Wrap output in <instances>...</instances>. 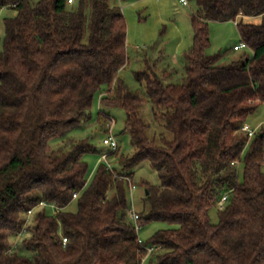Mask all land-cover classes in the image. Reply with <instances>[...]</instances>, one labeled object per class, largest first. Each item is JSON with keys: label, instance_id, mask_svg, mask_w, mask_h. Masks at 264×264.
Wrapping results in <instances>:
<instances>
[{"label": "trees", "instance_id": "1", "mask_svg": "<svg viewBox=\"0 0 264 264\" xmlns=\"http://www.w3.org/2000/svg\"><path fill=\"white\" fill-rule=\"evenodd\" d=\"M196 2L182 82L167 84L171 73L146 59L136 73L142 90L133 92L119 77L128 62L120 7L0 0V12H15L0 48V264H143L125 178L133 183L131 170L145 161L161 184H142L138 224L172 226L145 243L155 249L151 264H264V131L251 140L242 131L264 102V0ZM252 16L262 23L237 22ZM211 21L235 22L253 55L218 65L228 51L207 54ZM96 96L125 111L135 154L120 158L123 172L101 163L88 181L84 156L95 149L70 134L93 121ZM145 103L161 123L159 139L140 117ZM110 119L100 111L97 122L107 131ZM73 201L77 210L67 211ZM20 237L29 255L12 247Z\"/></svg>", "mask_w": 264, "mask_h": 264}, {"label": "rangeland", "instance_id": "2", "mask_svg": "<svg viewBox=\"0 0 264 264\" xmlns=\"http://www.w3.org/2000/svg\"><path fill=\"white\" fill-rule=\"evenodd\" d=\"M28 1L34 6L39 2V0ZM188 2L189 5L187 6L180 0H109L112 6L121 8L127 23L126 56L128 62L126 67L120 71L119 77L131 91L139 92L142 90V83L136 79V73L144 68V60L146 59L151 60L156 65L158 74L161 75L165 71L171 73V77L166 81L167 84L182 82L185 75L184 54L191 49L194 41L191 17L198 10L196 0H188ZM14 14L15 12L9 9H3L0 12V48L5 36L4 20L12 18ZM240 21L244 24L259 25L262 23V17H242L237 20V22ZM209 33L211 46L207 54L215 55L228 51L227 54L222 55L218 65H226L240 58L243 54L253 55L250 49L234 51V47L241 43L235 22L211 21L209 22ZM153 109L151 103H145L140 107L139 114L143 121L149 125V137L156 136L159 139L163 131L161 123L155 120ZM100 111L111 115V119L114 121L111 134L119 146L116 153L103 143L109 132L102 129V126L97 122ZM91 112L93 121L86 127L77 129L70 134L71 137L78 140L88 139L95 149L94 152L84 156V161L89 167L88 181L92 180L101 163L111 164L114 169L123 172L120 158L130 159L135 154L131 137L125 131L126 113L124 110L104 108L99 103V97L96 96ZM246 124L252 130H256L257 134L264 131V102L259 105L254 114L248 117ZM58 145V141L52 143L54 148ZM104 155L107 156L106 163L102 160ZM131 171L133 172L132 181L136 186V189L132 191V204L134 210L139 213L144 207L145 190L142 184L148 182L151 185L159 186L161 182L157 172L147 161L142 162ZM39 210L41 209L37 208L35 212ZM66 210L75 212L77 210L76 201H73ZM47 212L52 214L54 209L47 208ZM211 220L213 223L218 222L216 211L211 212ZM31 221L30 218L27 227L31 225ZM171 227L168 223L154 222L141 228L139 235L146 243L158 231ZM24 237L12 239L11 245L14 250L18 248L23 255H29L22 245ZM143 264H151V258H146Z\"/></svg>", "mask_w": 264, "mask_h": 264}, {"label": "built area", "instance_id": "3", "mask_svg": "<svg viewBox=\"0 0 264 264\" xmlns=\"http://www.w3.org/2000/svg\"><path fill=\"white\" fill-rule=\"evenodd\" d=\"M74 1L75 0H68V2L70 4L73 3ZM180 2L183 3L184 5H187V6L189 5L188 0H180ZM243 49H249L248 45L245 42H241L239 45H237V46L234 47V51H240V50H243ZM113 123H114V121L112 119H110V121L106 124V128H107V131L109 132V135H107V137L103 140V143L105 145L109 146L113 150V152H116L118 150L119 146H118V143H117L115 137L111 134V130H112ZM242 131L247 135V137H248L249 140H251L252 138H254L255 135L257 134V131L256 130H252L247 124H244V126L242 128ZM102 160H103V162L106 163L107 156L104 155L102 157ZM106 165H107L108 169L113 170V167H112L111 164H106ZM125 179L130 183V191H131V194H132V191L134 189H136V186L131 182V180L128 177H126ZM76 197H77V195H74V198H76ZM227 198H228V194H224V196H222L221 200L219 201V203L217 205L218 206V209L222 210V209L225 208L226 202H227ZM46 206L47 205L42 202V203H40L39 208H44ZM51 207L53 209H55L54 206H51ZM33 212H34V210L33 211H29L28 216L30 217L33 214ZM129 215H130V218L135 223L136 231H137L138 236H139L138 242L146 250V252H147L146 258H148L150 256V254H152V252L155 249L154 248L147 247L145 245V242L140 238L139 232L141 231V227L138 224L139 214H138L137 211L134 210L133 205H132V208L130 209ZM63 243L64 244L67 243V239L66 238H63Z\"/></svg>", "mask_w": 264, "mask_h": 264}]
</instances>
